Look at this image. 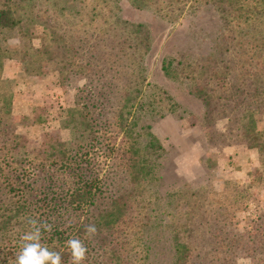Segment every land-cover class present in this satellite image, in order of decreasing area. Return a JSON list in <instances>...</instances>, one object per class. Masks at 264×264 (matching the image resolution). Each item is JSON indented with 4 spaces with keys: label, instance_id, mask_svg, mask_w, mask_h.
<instances>
[{
    "label": "rangeland",
    "instance_id": "rangeland-1",
    "mask_svg": "<svg viewBox=\"0 0 264 264\" xmlns=\"http://www.w3.org/2000/svg\"><path fill=\"white\" fill-rule=\"evenodd\" d=\"M8 1L0 0V6ZM83 1L11 0L17 7L24 3L28 11L34 5L42 12L43 19L31 14L32 22L27 21L25 27L2 36L8 41L3 47L12 56L4 58L0 75V104L3 95H7L8 103L0 111V201L5 198L4 191L8 196L24 188L31 190L32 200L44 203L40 197L45 193L53 197L61 187H69L72 180L67 178L57 158L60 149L73 154L92 150L91 163L81 164H89L93 171L99 168L108 189L118 192L131 186L130 174L125 169L128 159L118 149L123 132L117 124L121 112L117 104L125 96L124 87L133 76L116 75L114 69H79L81 63L91 60L85 29L90 28V35L93 27L102 23L100 16L94 18L92 14L96 0H87L85 16L77 12ZM118 1L124 19L146 23L153 34L152 48L142 63L146 68V80L140 85L143 105L132 111V119L138 121L134 129L151 125L167 149L163 158L150 157V161L160 163L156 167L159 177L153 179L145 192H140L143 196L138 197L133 207L150 212L146 214V221H152L150 263L173 264V233L169 227L197 217V221L204 222L194 236L206 251L203 262L236 264L238 221L240 231L246 232L264 220V151L241 134L238 107L233 104V98L226 96L231 94L229 89L216 83L225 64L216 70L211 53L221 33L222 21L217 12L205 7L196 16L186 15L177 23H168L152 11L134 8L128 0ZM94 19L97 20L93 25ZM45 20L58 29L43 24ZM55 29L66 30L68 40L76 47L78 71L72 76L66 70L59 73L43 60L41 63L46 68L28 72L23 56L43 44L53 43ZM167 55L175 57L176 62L184 61L178 67L179 78L166 77L161 70V61ZM199 59H206V74L199 73ZM32 65L36 69L38 64ZM128 65L134 67L129 61ZM228 73L230 78L231 74L234 76L233 69ZM82 81H86L83 86ZM203 85L215 95L210 108L200 96ZM73 108L77 109L74 114L78 120L89 119L91 128L78 130L68 111ZM258 109L253 111L256 128L264 131V98ZM104 152L112 156L106 160ZM238 186L246 195L240 208ZM197 191L200 195L195 196ZM186 209L188 214H184ZM245 255L240 250L239 258ZM196 260L195 264L201 261Z\"/></svg>",
    "mask_w": 264,
    "mask_h": 264
},
{
    "label": "trees",
    "instance_id": "trees-1",
    "mask_svg": "<svg viewBox=\"0 0 264 264\" xmlns=\"http://www.w3.org/2000/svg\"><path fill=\"white\" fill-rule=\"evenodd\" d=\"M75 1L73 0V3ZM128 1L134 8L152 11L156 17L168 23H177L186 15L196 16L205 7L218 13L223 26L220 35L217 36L211 59L216 65L214 67L216 70L225 65L224 70L217 73L221 75V79L216 83L229 89L228 92L231 94L226 96L233 98V104L238 107L241 134L263 152L264 131L256 128L253 111L260 108L264 98V0ZM120 2L96 0L95 6L92 7L93 12L88 10V13L92 12L94 18L100 16L102 23L93 27L94 31L90 35H88L90 28L85 29L84 37H88L86 41L91 45V60L89 63H81L79 69L88 71H92L94 67L114 69L116 75L133 76L131 83L124 87L125 96H121L117 104L118 111H121L117 124L123 132V142L118 149L122 150L121 153L126 155H123L124 158L128 159L125 169L130 174L131 186L118 192L108 189L106 178L101 177L99 168L96 167L97 171H93L89 168V164H81L83 161L91 163L92 150L73 154L60 149L57 158L65 169L67 178L72 180L69 187H61L59 194L53 197L45 193L40 197L44 203L32 200L31 190L22 188L16 194L8 196L6 195L8 192L4 191L5 198L0 201V264H10V262L14 264L21 248L20 238L30 230L27 223L29 218L39 222L46 221L52 225L51 232L42 230L41 243L46 244L52 251L60 252L64 264H68L70 258L65 241L72 237L83 240L88 248L84 264H151L149 255L153 247L149 227L152 226V221H146V214L150 212L146 213V209L135 210L133 207L138 197L143 196L140 192H145L153 179L159 177L156 167L160 163L150 161V157L154 155L155 159L163 158L167 149L151 130V125L134 129L138 126V121L132 119V111L137 105L140 104L138 108L143 105L140 99L142 91L140 85L146 80L144 74L146 68L142 63L145 55L152 48L153 34L146 23L124 19ZM82 4V7L78 6L77 12L85 16L89 4L87 0ZM25 6L24 3L19 4L18 7L12 5L11 0L0 6V75L4 67V58L12 56L7 55V49L3 46H7L8 41L2 36L7 31L25 27L27 21L32 22L31 14L43 19L40 9L30 5L28 11ZM96 20H91V23L94 25ZM42 22L58 29L57 26L52 25L53 23L46 20ZM56 29L51 40L53 43L43 44L41 48L23 56L24 62L28 65V72H41L46 68L41 63L43 60L59 73L66 70L72 76L78 71L76 47L68 40L69 35L66 30L59 32ZM55 48L56 50H53ZM206 59L208 60V57ZM206 59L197 60L200 74L207 72ZM128 61L134 63V67H130ZM32 64H38L36 69H33ZM184 64V61L176 62L175 57L167 55L161 61V70L166 77L179 78L178 67ZM188 65L191 64L188 62ZM232 69L234 76L231 74L230 78L228 71ZM228 77L229 82L226 80ZM3 96L5 98L3 104H0V111L7 108L8 104L7 95ZM200 96L207 107L213 106L215 95L213 96L205 85L200 89ZM257 103H259L258 107ZM231 110H234L233 107ZM68 111L72 118L71 122H76L78 130H87L88 126L91 128L89 119L78 120L74 114L76 108ZM239 111L243 112L239 113ZM81 134L86 138L84 131ZM103 156L108 160L112 155L104 152ZM95 164L97 166L99 163ZM239 188L238 186V208L246 199V195ZM173 195L174 193L170 196ZM194 195H200L199 191ZM188 213L189 209H186L184 214ZM196 219L197 217H194L184 220L180 225L169 227L170 232L173 233V264H195L198 258L201 261L196 264L210 263L207 260L203 262V254L205 255L206 251L194 238L204 225L201 219L199 221ZM89 224H95L98 233L91 239H85L84 230ZM240 250L241 253L246 254L243 258L252 260L251 264H264V220L246 232L240 231L238 221V258Z\"/></svg>",
    "mask_w": 264,
    "mask_h": 264
},
{
    "label": "clouds",
    "instance_id": "clouds-1",
    "mask_svg": "<svg viewBox=\"0 0 264 264\" xmlns=\"http://www.w3.org/2000/svg\"><path fill=\"white\" fill-rule=\"evenodd\" d=\"M86 81L81 82V86ZM29 231L21 236V248L15 257L14 264H64L60 252L52 251L46 244L41 243L42 230L52 231V225L48 222H39L36 219L29 218ZM98 229L95 224H89L85 227V239H91L97 235ZM65 246L69 250L70 258L68 264H84L87 259L88 248L79 238H69L65 241ZM12 264V262H10ZM236 264H251L250 260L238 258Z\"/></svg>",
    "mask_w": 264,
    "mask_h": 264
}]
</instances>
